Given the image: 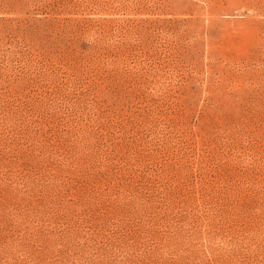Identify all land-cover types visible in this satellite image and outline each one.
I'll return each mask as SVG.
<instances>
[{
  "label": "rangeland",
  "instance_id": "1",
  "mask_svg": "<svg viewBox=\"0 0 264 264\" xmlns=\"http://www.w3.org/2000/svg\"><path fill=\"white\" fill-rule=\"evenodd\" d=\"M0 264H264V0H0Z\"/></svg>",
  "mask_w": 264,
  "mask_h": 264
}]
</instances>
